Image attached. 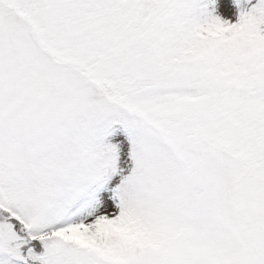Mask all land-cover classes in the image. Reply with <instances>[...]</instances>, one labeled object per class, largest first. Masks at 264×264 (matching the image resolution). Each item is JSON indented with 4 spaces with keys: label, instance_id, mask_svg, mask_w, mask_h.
<instances>
[{
    "label": "snow or ice",
    "instance_id": "snow-or-ice-1",
    "mask_svg": "<svg viewBox=\"0 0 264 264\" xmlns=\"http://www.w3.org/2000/svg\"><path fill=\"white\" fill-rule=\"evenodd\" d=\"M0 264H264V0H0Z\"/></svg>",
    "mask_w": 264,
    "mask_h": 264
}]
</instances>
